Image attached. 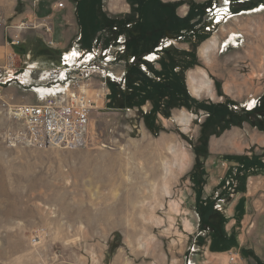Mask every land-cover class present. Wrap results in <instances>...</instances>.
<instances>
[{"label": "rangeland", "instance_id": "374dc122", "mask_svg": "<svg viewBox=\"0 0 264 264\" xmlns=\"http://www.w3.org/2000/svg\"><path fill=\"white\" fill-rule=\"evenodd\" d=\"M116 4V10L94 14L95 22L105 24L91 32L96 42L75 47L79 53H96L90 73L81 76L86 93L99 95L89 111L83 148L8 145L5 135L21 124L8 115V107L38 103L34 89L42 86L38 77L47 70L34 69L21 87H0V227L15 234L11 243L13 238L21 243L22 264H103L132 258L183 264L192 254L196 229L195 214L184 200L194 197L193 183L209 178L207 170L222 163L220 154L208 151L207 134H217L224 125H244L248 135L249 129L264 132V9L256 11L264 0ZM223 6L228 12L213 23L214 7ZM105 56L110 60L104 61ZM110 69L121 75L112 79ZM30 79L35 82L28 83ZM258 96L250 102L257 104L253 110L228 104ZM214 108L219 118L209 116ZM149 164H179L180 175L167 184L159 203L143 197L128 202L133 176L140 175L134 182L147 180L151 173L143 166ZM133 165L143 169L133 172ZM253 179L244 195H232L228 203L232 217L243 196L238 218L225 221L223 250L210 239L214 251L221 249L216 255L220 264H233L231 252L239 253L237 264H264V174ZM19 208L20 232L18 214H13ZM128 213L150 218L127 220ZM133 222L139 225L127 227ZM200 254L199 261L204 258ZM207 256L215 257L210 251Z\"/></svg>", "mask_w": 264, "mask_h": 264}, {"label": "crops", "instance_id": "0c3cea01", "mask_svg": "<svg viewBox=\"0 0 264 264\" xmlns=\"http://www.w3.org/2000/svg\"><path fill=\"white\" fill-rule=\"evenodd\" d=\"M99 0H0V71L3 70H19L23 71L24 75H29L34 69H52L59 65L62 53L72 50L79 52L81 46L93 44L97 37H92L91 32L97 27L104 26L101 22H95V13L98 11L116 10L117 0H105L100 5ZM119 1V0H118ZM57 2L63 3V8L57 7ZM263 5V4H262ZM264 7V6H261ZM261 8L257 9L259 11ZM25 24L24 28L21 26ZM108 36H106L107 38ZM18 39V44L13 45L12 40ZM78 47V48H75ZM88 52V51H85ZM82 52V53H85ZM150 59V56H149ZM153 60V59H152ZM117 72V73H116ZM191 72H194L192 70ZM121 71L110 69L108 76L116 79L121 74ZM205 75V74H204ZM204 75L199 78L205 79ZM31 77V76H30ZM35 80H28V83ZM25 84V83H24ZM24 84H12L18 87ZM194 90V88H193ZM195 91V90H194ZM198 94V93H196ZM257 98H249L236 104L235 102L228 103L234 106H240L242 109L249 108L253 110L257 104L251 106L250 102L259 100ZM258 102V101H256ZM250 104V105H249ZM247 106V107H246ZM220 111L213 109L209 116L214 115L219 118ZM208 117V116H207ZM244 125L232 126L225 129L222 126L220 132L211 131L207 134L209 140V152L220 154L222 160L219 167L216 165L214 169H208L210 172L209 178L205 176L202 182L193 183L194 197L185 199L184 204L192 210L195 216V238L193 246L190 248V258L186 259L183 264H220L216 255L220 254V250L214 251L211 245V240L216 241L217 246H221L222 250L225 246V221L235 220L238 218V203L239 197L234 205L232 217L228 210V203L232 199V195H239L241 192L244 195L245 187L254 180L253 176L264 174V132H258L249 129V134L244 132ZM249 137V138H248ZM252 147L261 148L260 153H256ZM249 151V153L247 152ZM175 158V157H174ZM209 157L207 156L206 159ZM225 163L228 166L225 169ZM159 165V164H158ZM149 164L144 165L151 173L147 180L136 181L140 175L133 176L132 186L126 190L128 202H135L138 197L151 199L154 203H159L160 200L167 195V187L173 183L177 176L180 175L178 165H161ZM142 166H132V171L140 172ZM171 169H170V168ZM170 170L175 172L172 175H167ZM119 173L123 171L120 168ZM163 172L162 175L160 172ZM178 174V175H176ZM167 175V176H166ZM172 177V179H170ZM120 178V177H119ZM212 179V181H211ZM248 180V183H247ZM209 181V182H208ZM134 182V185H133ZM197 182V181H196ZM141 183V185H140ZM97 187V186H95ZM128 189V188H127ZM108 193L113 194L110 189ZM182 196V192L178 194ZM185 196V195H184ZM187 196V195H186ZM134 198L130 201V198ZM150 201V203H152ZM79 202H82L80 200ZM85 202V200L83 201ZM115 202V201H112ZM118 202V201H117ZM243 211V209H242ZM18 214L19 232L21 231V209L13 211V214ZM136 216V217H135ZM193 216L189 215V219ZM16 221L15 216L12 217ZM137 219L150 218L148 215L138 213L137 215L127 214L126 219L134 221ZM213 221V224L211 223ZM138 223L127 224V227L138 226ZM219 225V227H217ZM130 228V227H129ZM137 229V228H136ZM131 234H145V232L132 231ZM212 236L215 240L211 239ZM12 237L11 229L0 227V264H7V258H11L13 263L22 264L21 243L16 242ZM210 237V238H207ZM205 239L206 244H199ZM207 239V240H206ZM211 239V240H210ZM209 240V241H208ZM9 243V245L7 244ZM218 247V248H219ZM208 251L215 255L214 259L208 258ZM225 251V250H224ZM7 252H9L7 256ZM204 258L199 261L200 253ZM199 253V254H198ZM7 257V258H6ZM6 258V259H5ZM173 260V264L176 261ZM172 264L171 260L155 261L147 260H111L109 263L103 264Z\"/></svg>", "mask_w": 264, "mask_h": 264}, {"label": "built area", "instance_id": "2783aa9c", "mask_svg": "<svg viewBox=\"0 0 264 264\" xmlns=\"http://www.w3.org/2000/svg\"><path fill=\"white\" fill-rule=\"evenodd\" d=\"M57 7L63 8V3L57 2ZM214 9L211 18L220 15L223 9L228 11L227 6ZM18 42V39L12 40L13 45ZM105 54L106 52L103 53ZM95 56L94 52L67 51L62 53L56 69L42 72L38 79L43 84L34 89L39 94L40 101L36 104L8 107V115L21 124L5 135L6 143L10 146L35 148H83L88 141L89 111L99 95L94 97L86 93L85 86L81 84V76L90 73L91 62ZM108 60L109 56H105L104 61ZM15 73L16 70L0 71V87L24 84L23 81L26 82L32 74L28 73L26 76ZM229 254L230 262L237 264L241 258L239 253Z\"/></svg>", "mask_w": 264, "mask_h": 264}, {"label": "bare ground", "instance_id": "6f19581e", "mask_svg": "<svg viewBox=\"0 0 264 264\" xmlns=\"http://www.w3.org/2000/svg\"><path fill=\"white\" fill-rule=\"evenodd\" d=\"M258 9H259V8H258ZM261 9H264V7H262ZM261 9H260V10H261ZM226 11H227V10H226ZM226 11H225V10H222V13H220V16H221L220 18H218L219 15H217V16L215 15L214 18H213V23L216 24V23L222 21V19L224 18V15H225V12H226ZM227 12H228V11H227ZM253 12H254V11H253ZM180 120L184 122V120H182V119H180ZM181 125H182V124H181ZM175 151H176V150H175ZM174 157L176 158V156H174Z\"/></svg>", "mask_w": 264, "mask_h": 264}, {"label": "trees", "instance_id": "16d2710c", "mask_svg": "<svg viewBox=\"0 0 264 264\" xmlns=\"http://www.w3.org/2000/svg\"><path fill=\"white\" fill-rule=\"evenodd\" d=\"M141 33H143V32H141ZM252 113V112H251ZM205 155H206V153H205ZM198 158V157H197ZM196 162H197V164H198V160L196 159Z\"/></svg>", "mask_w": 264, "mask_h": 264}]
</instances>
